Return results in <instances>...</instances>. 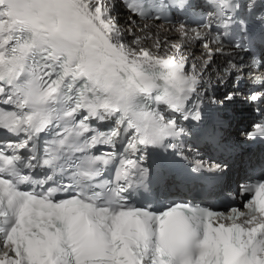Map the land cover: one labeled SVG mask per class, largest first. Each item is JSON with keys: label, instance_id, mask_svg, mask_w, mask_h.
Here are the masks:
<instances>
[{"label": "snow or ice", "instance_id": "6c2138e0", "mask_svg": "<svg viewBox=\"0 0 264 264\" xmlns=\"http://www.w3.org/2000/svg\"><path fill=\"white\" fill-rule=\"evenodd\" d=\"M260 4L250 21L239 13L254 0H204L208 11L193 0H158L160 13L202 12L196 27L153 16L203 41L207 60L198 66L179 44L160 53L138 37L127 42L112 0H0V264H264V176L238 187L244 210L135 202L169 160L197 176L226 171V161L199 151L190 158L187 141L200 140L209 122L223 127L216 113L235 91L209 94L210 61L213 52L231 55L222 37L234 26L233 50L264 44ZM125 7L147 16L141 3ZM213 28L222 29L215 49ZM261 66L253 57L248 72ZM224 71L242 73L244 64L229 60ZM252 84L260 87L246 100L264 104V75ZM103 124L111 126L98 130ZM243 135L264 138V122ZM97 146L107 149L93 154ZM150 150L161 153L155 164ZM113 163L114 179L106 178Z\"/></svg>", "mask_w": 264, "mask_h": 264}, {"label": "bare ground", "instance_id": "6f19581e", "mask_svg": "<svg viewBox=\"0 0 264 264\" xmlns=\"http://www.w3.org/2000/svg\"><path fill=\"white\" fill-rule=\"evenodd\" d=\"M118 11L122 12L121 9H119ZM119 24H120V27L125 30V40L127 42L130 41L131 43L133 42V39L136 36H140L141 37L143 35L146 36V35L151 34V33H152L151 38H155L156 40H158V42L161 41L163 38L172 35V34L167 33V32L164 33L163 30H161L156 23H154V24H152L150 26L148 25L149 28H147L146 30H144L141 33H139V31H138L139 29L135 28L134 26H131L130 22L123 21L122 18H120V23ZM144 25H141V27H144ZM134 46H136V45H134ZM139 46L143 47V43L139 42ZM161 49H165V46L162 45ZM167 49L170 50L171 48H167ZM165 51H166V49H165ZM168 52H170V51H168Z\"/></svg>", "mask_w": 264, "mask_h": 264}]
</instances>
